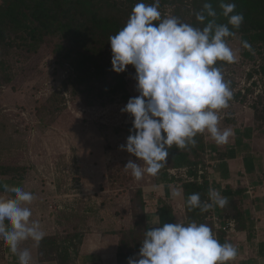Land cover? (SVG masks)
<instances>
[{
    "label": "clouds",
    "instance_id": "obj_1",
    "mask_svg": "<svg viewBox=\"0 0 264 264\" xmlns=\"http://www.w3.org/2000/svg\"><path fill=\"white\" fill-rule=\"evenodd\" d=\"M159 8L160 0L151 4L141 0L124 26L108 38L112 69L117 73L129 65L135 69L139 94L121 109L133 119L126 144L120 147L140 159L139 164L129 160L124 166L137 181L146 174L158 175L174 145L179 150L195 146L198 133L207 132L217 145L228 143L234 135L232 128L219 127V112L229 106L233 93L216 65L236 61L226 38L235 35L229 25L239 29L244 15L235 12V3L220 0L227 24L217 23V11L205 2L196 19L202 23L207 17L212 19L201 29L177 16L162 15ZM242 47L251 50L247 41H242ZM3 187L13 196H0V239L18 256L19 264H31L30 249H21L20 244L29 239L39 244L45 236L40 222L30 219L32 210L27 205L34 194L20 186ZM172 195L180 196L182 190L173 188ZM208 196L211 203H202L199 193L190 194L186 204L190 210L207 211L228 203L213 188ZM160 223L159 217L151 220L153 225ZM236 255V247L230 242L221 244L207 224L164 223L144 231L138 258L129 257L128 264H228Z\"/></svg>",
    "mask_w": 264,
    "mask_h": 264
},
{
    "label": "rangeland",
    "instance_id": "obj_2",
    "mask_svg": "<svg viewBox=\"0 0 264 264\" xmlns=\"http://www.w3.org/2000/svg\"><path fill=\"white\" fill-rule=\"evenodd\" d=\"M160 11L162 15L175 16L176 8L167 3ZM242 41L240 35L227 40L237 59L221 64L233 93L228 112L231 104L240 102L243 96L253 104L260 99L240 89L242 80L250 79L255 70L263 72L260 65L264 62L256 50L253 58L248 56ZM56 42L49 40L34 53L17 45L5 56L14 74L0 96V165L25 166L27 170L23 179H10V174L1 179L11 180L12 186L18 184L34 194L35 199L27 205L32 210L30 219L47 221L45 232L72 236L78 245L76 233L85 239L100 231L109 242L116 243L139 210L134 200L137 190L144 183H156L147 174L137 181L124 169L129 160L141 163L120 147L126 144V128L133 119L121 109L130 97L139 94L133 78L135 69L129 65L124 72L129 98L118 95L105 105L90 103L70 83L72 68L61 62ZM243 86L247 93L252 92L251 86ZM0 196L12 197L4 190H0ZM54 203L58 211L51 210ZM78 254L79 263H84L80 248ZM74 258L72 264H76L77 255Z\"/></svg>",
    "mask_w": 264,
    "mask_h": 264
},
{
    "label": "trees",
    "instance_id": "obj_3",
    "mask_svg": "<svg viewBox=\"0 0 264 264\" xmlns=\"http://www.w3.org/2000/svg\"><path fill=\"white\" fill-rule=\"evenodd\" d=\"M138 2L141 0H0V96L2 87L13 80L14 73L5 60L10 50L17 45H23L34 53L45 42L56 39L55 51L60 56L61 62L69 64L72 68L70 83L75 85L79 93L85 94L88 102L105 105L115 100L118 95L123 99L129 98L127 73H117L112 69V53L108 38L124 26L133 6ZM142 2L151 4L154 0H142ZM205 2L211 3L217 11L216 22L227 24V18L221 15L220 0H188V2L160 0V8L164 9L167 3L174 5L175 16L182 22L202 29L208 20L212 19L207 17L203 23L196 19L195 14L202 9ZM225 2L235 3V12L244 15V22L239 29L232 28L231 25L229 28L235 33L234 36L240 35L243 41L251 44V50L246 49V54L253 58V50H256V53L263 55L264 58V0H225ZM222 63L224 62H218L216 66L221 68ZM261 68L264 72V62ZM244 98L245 96L243 100ZM259 98L254 104L257 110L256 116L264 118V91ZM131 127L132 123L127 125L128 136ZM194 139L195 146L189 144L185 149L179 150L174 145L169 149L167 163L158 175L153 176L155 181H175L176 178L169 172V168L174 167L188 166L191 175H198V166L205 161L207 145L203 133H198ZM220 155L223 156L222 153ZM25 170H27L25 166L0 165V188L8 183L1 179L2 175L10 174L12 176L10 179L17 177L23 179ZM181 186L186 206V219L183 224L191 221L207 224L215 235L212 208L207 211H201L199 207L190 210L186 204L188 196L193 193L200 194L202 203H211L208 191L213 187L207 173L203 175L202 181H183ZM134 200H137L139 210L133 224L120 232L118 264H128L129 257H137L144 231L147 229L160 227L164 223H180L173 207L163 203L157 212L161 223L151 224V220L155 218L146 215V207L150 204V200L146 198L142 188L137 190ZM227 201L226 208L231 211L230 214L239 222H245L243 211L237 208L232 200L227 199ZM76 235L78 245L73 243L72 236L64 238L45 235L37 244L39 258L57 260L58 264H72L83 240L82 234L76 233Z\"/></svg>",
    "mask_w": 264,
    "mask_h": 264
},
{
    "label": "crops",
    "instance_id": "obj_4",
    "mask_svg": "<svg viewBox=\"0 0 264 264\" xmlns=\"http://www.w3.org/2000/svg\"><path fill=\"white\" fill-rule=\"evenodd\" d=\"M239 101L231 104V112H228V108L220 111L219 127L221 129L230 127L234 130V135L229 138L228 143L217 145L210 134L203 133L207 149L211 150L207 157L210 163L206 173L213 189L219 190L223 197L232 200L245 216V222H239L230 214L231 211H228L226 205L223 208L214 205L211 216L218 215L223 223L227 220L235 222V230L230 236L225 230L218 229L213 222L216 228L214 236L221 244L230 242L236 247L237 255L228 264H264V118L256 116L255 103L241 99ZM5 182L12 186L11 180ZM155 182L144 185L143 192L150 200L146 207V215L159 217L157 214L159 208L163 203H168L177 213L180 223H183L186 219L183 187L178 186L175 181ZM173 188L182 190V195L173 196ZM0 190L13 196L12 193L5 191L4 187ZM44 223L48 222L40 223L45 235H53L45 232L48 228ZM118 240L119 238L116 243L109 242L100 231L89 234L79 247L84 260L82 264H118ZM20 248L30 249L31 264H58L57 260L40 259L37 244L30 239L22 242ZM0 264H19L18 256L10 252L2 239ZM76 264H80L79 254Z\"/></svg>",
    "mask_w": 264,
    "mask_h": 264
},
{
    "label": "built area",
    "instance_id": "obj_5",
    "mask_svg": "<svg viewBox=\"0 0 264 264\" xmlns=\"http://www.w3.org/2000/svg\"><path fill=\"white\" fill-rule=\"evenodd\" d=\"M257 66V65H256ZM261 68V65H260ZM250 70V69H248ZM244 84H247L252 87V92L247 93V91L244 88ZM241 92L243 94L249 95V97H253L255 99L259 98L263 91H264V72H257L255 70L253 76L250 79L246 78L242 80V86H240ZM211 150H206V158L204 161V164H200L198 166V175H191L189 173V167L188 166H183V167H174V168H169L170 174L176 178L175 183L178 186H181L183 181H202L203 180V175L206 173V169L210 161L207 159L208 155H210ZM133 155V154H132ZM147 181H150V177L147 178ZM145 185V183H144ZM144 185L141 187L144 190ZM87 189V188H85ZM217 190V189H215ZM90 191V190H89ZM219 191V190H217ZM94 192V191H92ZM220 192V191H219ZM221 194V193H220ZM211 202V201H210ZM51 210L53 211H58L59 206H56L55 203L54 205L50 206ZM213 222L215 226L218 229H223L228 233V236H230V233L235 230V222L233 220H227L226 222L223 223V220L218 216V215H213L212 216Z\"/></svg>",
    "mask_w": 264,
    "mask_h": 264
}]
</instances>
